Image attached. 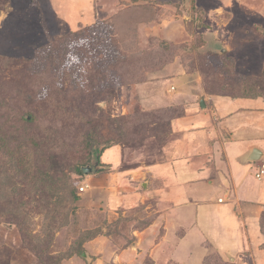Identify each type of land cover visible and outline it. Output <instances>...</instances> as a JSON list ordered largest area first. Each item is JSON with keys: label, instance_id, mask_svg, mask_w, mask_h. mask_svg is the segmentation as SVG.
<instances>
[{"label": "rangeland", "instance_id": "374dc122", "mask_svg": "<svg viewBox=\"0 0 264 264\" xmlns=\"http://www.w3.org/2000/svg\"><path fill=\"white\" fill-rule=\"evenodd\" d=\"M87 1L0 0V264H151L123 257L152 223L151 199L116 212L108 175L103 186L77 170L117 149L125 163L143 148L150 163L181 128L200 129V144L223 130L264 136V115L249 109L264 97V0H90V16ZM101 21L117 37L99 46L104 59L94 48L84 61L65 38ZM202 92L238 99L221 114L218 102L203 108ZM216 161L225 168L219 150Z\"/></svg>", "mask_w": 264, "mask_h": 264}, {"label": "crops", "instance_id": "0c3cea01", "mask_svg": "<svg viewBox=\"0 0 264 264\" xmlns=\"http://www.w3.org/2000/svg\"><path fill=\"white\" fill-rule=\"evenodd\" d=\"M87 3L85 10L90 16L95 4L90 0ZM201 96L198 102L202 100L204 109L210 103L214 110L218 102L221 114L225 113L228 101L238 99L203 92ZM258 100L260 105L249 109L264 115V99ZM186 107L187 104L185 111ZM240 111L244 109H237ZM218 119L214 116L215 121ZM181 130L173 145L166 142L158 152L162 156L154 157L150 163L140 155L135 166L123 168L117 149L114 155L108 154L91 166L98 170L89 174L101 177L103 186H107L108 175L109 194H104L111 208H117L116 212L143 208L148 198L152 201V223L157 226L151 223L133 232L141 235H134L133 246L124 250V259L134 262L139 253L151 258V264H264V173L258 177L264 169V136L240 141L223 130L208 134L205 144H200V129ZM222 135L227 138L223 140ZM199 145L202 149L197 152ZM217 150L223 156L225 168L217 164ZM256 156L259 158L253 160ZM222 176L224 180L219 178ZM85 182L90 188L94 181ZM204 184L217 188L219 194L205 197ZM109 185L119 194L115 195ZM93 189L99 188L95 185ZM160 224L163 228L159 230Z\"/></svg>", "mask_w": 264, "mask_h": 264}, {"label": "trees", "instance_id": "16d2710c", "mask_svg": "<svg viewBox=\"0 0 264 264\" xmlns=\"http://www.w3.org/2000/svg\"><path fill=\"white\" fill-rule=\"evenodd\" d=\"M99 25H107V27H106L107 29L103 30V32H102L101 30L96 28ZM117 28H119V26L117 27L112 22L108 23V21L107 22L106 21H101L99 24L97 23L96 25H94L92 27H85V28H83L82 26L79 25L77 30H75L73 32H70L71 34L66 36L65 40L67 41L66 43H69V44L71 43L73 45V48H75V51H81L82 52V54H83L82 57H83L84 61H88L90 59H92L94 61L95 59H93V57H91L92 55L90 54V52H91V49L93 50L94 48H98L97 52H98L99 56L96 58V60L99 61V60L104 59V57H102V54L104 53V51H102L101 50L102 47H99V46H104L105 45V46H107L105 48H109L110 49L111 45L113 46V38H114V36L117 37V31H118ZM78 41L82 42L80 44V46H78ZM67 51H68V49L65 48L64 55L61 58L62 59L61 60L62 64L66 63L67 59H65V57L68 56ZM50 57H53V56H50ZM81 60H82V58H81ZM67 63H69V62H67ZM68 71H70V69L67 68L66 73ZM204 77H205V75H204ZM214 77L215 76L210 77V78H214ZM252 87H254V85ZM209 94L226 96L224 94H220V93H217V92L209 93ZM232 98H236V97H232ZM172 119L168 120V125L170 127V130H171V126H172ZM166 142H167V140H165V142L163 144L164 146H165ZM115 145H119V144H115ZM164 146L161 147V150L164 149ZM109 148H105L102 151V153H104ZM140 155H142V156L146 155V153H145L143 148H140L139 150H134V151L131 152V154L129 153V155L127 154L128 158L125 156L127 162L122 163V167L123 166H128V167L135 166L137 164V160H138L136 158L140 157ZM77 173L80 176L84 175L83 168H79L77 170ZM75 198L78 200V197H75Z\"/></svg>", "mask_w": 264, "mask_h": 264}, {"label": "water", "instance_id": "95a60500", "mask_svg": "<svg viewBox=\"0 0 264 264\" xmlns=\"http://www.w3.org/2000/svg\"><path fill=\"white\" fill-rule=\"evenodd\" d=\"M204 105V104H203ZM257 158H259L258 156H256V157H254L253 158V160L254 159H257ZM94 171H93V170ZM97 170H98V168L97 167H83V173L85 174V175H88L89 173H91V172H97Z\"/></svg>", "mask_w": 264, "mask_h": 264}, {"label": "built area", "instance_id": "2783aa9c", "mask_svg": "<svg viewBox=\"0 0 264 264\" xmlns=\"http://www.w3.org/2000/svg\"><path fill=\"white\" fill-rule=\"evenodd\" d=\"M262 173H264V169H262V170L260 171V173L258 174V177H261ZM87 187H88V185H86V186H82V187H81V191L84 192V191L86 190ZM220 201H222V200H220Z\"/></svg>", "mask_w": 264, "mask_h": 264}]
</instances>
